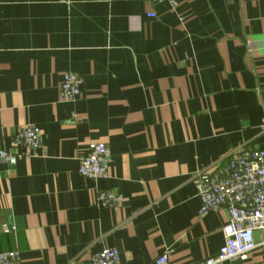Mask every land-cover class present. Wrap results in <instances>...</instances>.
<instances>
[{"label":"crops","instance_id":"1","mask_svg":"<svg viewBox=\"0 0 264 264\" xmlns=\"http://www.w3.org/2000/svg\"><path fill=\"white\" fill-rule=\"evenodd\" d=\"M64 74L82 80L74 102L59 100ZM26 126L41 146L0 161V253L215 258L228 214L198 218L193 176L264 151V0H0V151ZM94 143L111 159L97 181L77 173ZM100 191L122 203L97 207ZM222 264H264V251Z\"/></svg>","mask_w":264,"mask_h":264},{"label":"built area","instance_id":"2","mask_svg":"<svg viewBox=\"0 0 264 264\" xmlns=\"http://www.w3.org/2000/svg\"><path fill=\"white\" fill-rule=\"evenodd\" d=\"M150 1L165 3L170 7L177 3V0ZM81 84L80 77L64 74L59 89L60 102H74L80 95ZM40 146V130L35 126H26L13 138L12 151H0V161L11 162L28 158L34 155ZM110 162L108 146L94 143L79 159L77 173L87 180L105 179ZM193 179L200 200L198 218L220 209H224L228 214V221L221 228L224 241L217 256L205 259L199 264L243 261L257 249L264 251V151L244 145L223 157L219 163L198 171ZM122 200L121 195L112 191H100L96 195V205L99 208H116ZM0 264H21L19 253H0ZM68 264L123 263L117 250L104 248L85 257L79 256ZM154 264H168L167 253L158 257Z\"/></svg>","mask_w":264,"mask_h":264}]
</instances>
